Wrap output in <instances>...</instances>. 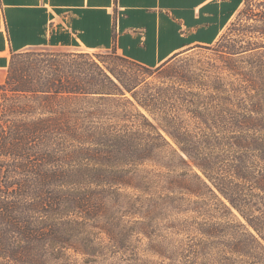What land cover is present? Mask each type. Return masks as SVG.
Returning <instances> with one entry per match:
<instances>
[{
	"label": "trees",
	"instance_id": "1",
	"mask_svg": "<svg viewBox=\"0 0 264 264\" xmlns=\"http://www.w3.org/2000/svg\"><path fill=\"white\" fill-rule=\"evenodd\" d=\"M219 30L198 44L208 58L122 55L142 77L87 53H12L0 264L88 259L147 232L158 210L192 237L177 264H264V0H237ZM122 215L139 219L129 230Z\"/></svg>",
	"mask_w": 264,
	"mask_h": 264
},
{
	"label": "crops",
	"instance_id": "2",
	"mask_svg": "<svg viewBox=\"0 0 264 264\" xmlns=\"http://www.w3.org/2000/svg\"><path fill=\"white\" fill-rule=\"evenodd\" d=\"M236 2L0 0V83L6 78L10 55L37 46L88 50L115 45L121 55L158 65L208 41Z\"/></svg>",
	"mask_w": 264,
	"mask_h": 264
},
{
	"label": "rangeland",
	"instance_id": "3",
	"mask_svg": "<svg viewBox=\"0 0 264 264\" xmlns=\"http://www.w3.org/2000/svg\"><path fill=\"white\" fill-rule=\"evenodd\" d=\"M241 7H243V5ZM236 16L237 13L234 14L232 20H234ZM225 30L226 29H223L220 35L223 34ZM19 52L87 53L91 55L99 64L108 65L109 67L114 66L117 67V69L139 75V77L145 76L144 70H142L139 65L123 58L122 55L115 52L114 49L103 48L84 50L76 48L37 46L25 48ZM180 52L181 53L173 59L174 61L188 57H193L196 61L199 58H208L211 54V50L198 45L189 46ZM11 59L12 54L10 55L9 62ZM152 79H154V77L149 76L147 81ZM148 168L152 169L153 174L160 172V169L157 166H148ZM154 179L156 182L160 181L157 176L154 177ZM157 213L158 214L151 215L148 219H146L148 221L147 232L144 230L143 231L145 233H137L134 230L130 231V240L128 239L125 246L111 248L102 244L101 246L103 247L100 248L98 255L88 259H83L81 255H78V257L73 256L67 264H125L126 261H128V258L131 257L136 259L135 264H177L184 258L181 253L182 247H184V245L190 241L192 237L187 235L182 230L178 231L177 228H174L172 224H170V221L176 217L173 212H169L168 210H158ZM179 217L181 218L183 215H180ZM122 219L124 220L126 227L128 226L127 228L130 230L131 225H133L132 223L139 219V217L122 215ZM154 245L162 246V252H158V248ZM143 261H145V263H143Z\"/></svg>",
	"mask_w": 264,
	"mask_h": 264
}]
</instances>
